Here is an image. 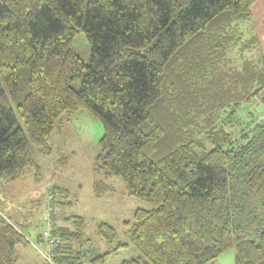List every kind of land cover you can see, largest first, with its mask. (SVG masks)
Wrapping results in <instances>:
<instances>
[{
	"label": "trees",
	"instance_id": "1",
	"mask_svg": "<svg viewBox=\"0 0 264 264\" xmlns=\"http://www.w3.org/2000/svg\"><path fill=\"white\" fill-rule=\"evenodd\" d=\"M253 1L0 0V188L31 169L39 180L31 145L49 156L63 115L87 110L102 125L95 173L152 206L123 223L129 243L99 223L109 248L92 257L85 219L54 218L36 238L43 264H106L129 246L140 256L119 264H215L230 249L264 264V133L232 119L264 104V51L242 55L259 44ZM29 245L0 215V264Z\"/></svg>",
	"mask_w": 264,
	"mask_h": 264
},
{
	"label": "rangeland",
	"instance_id": "2",
	"mask_svg": "<svg viewBox=\"0 0 264 264\" xmlns=\"http://www.w3.org/2000/svg\"><path fill=\"white\" fill-rule=\"evenodd\" d=\"M71 50L85 64L89 63L90 46L83 35L75 37ZM263 51L264 44L259 43L242 55L259 58ZM71 85L78 89L80 81L75 80ZM263 94L264 91L260 96ZM263 112L264 104L259 98H253L243 103L232 119L237 121L239 129L264 133V119L258 118L264 116ZM101 136L100 121L87 110H81L69 119L64 114L61 125L51 135L49 156H43L31 145L33 159L40 167L39 180H35L31 169L23 179L0 188V215L23 228L30 243L25 248L18 247L14 264H43V259H50L48 250L36 243V238L45 237L54 218L57 226H67L72 216L85 219L88 255L91 257L109 248L97 235V225L101 222L114 228L119 241L129 243L123 223L132 221L136 209L149 210L152 206L129 196L119 177L104 178L95 173ZM137 256L139 253L129 246L111 256L106 264H119ZM234 256V250L230 249L215 264H234Z\"/></svg>",
	"mask_w": 264,
	"mask_h": 264
},
{
	"label": "crops",
	"instance_id": "3",
	"mask_svg": "<svg viewBox=\"0 0 264 264\" xmlns=\"http://www.w3.org/2000/svg\"><path fill=\"white\" fill-rule=\"evenodd\" d=\"M249 28L258 38L259 43L264 44V0L253 1V5L251 6V19L249 21Z\"/></svg>",
	"mask_w": 264,
	"mask_h": 264
}]
</instances>
